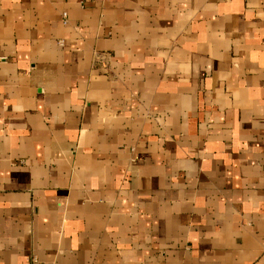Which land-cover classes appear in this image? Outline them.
I'll return each mask as SVG.
<instances>
[{"label":"crops","instance_id":"0c3cea01","mask_svg":"<svg viewBox=\"0 0 264 264\" xmlns=\"http://www.w3.org/2000/svg\"><path fill=\"white\" fill-rule=\"evenodd\" d=\"M0 264H264V0H0Z\"/></svg>","mask_w":264,"mask_h":264},{"label":"built area","instance_id":"2783aa9c","mask_svg":"<svg viewBox=\"0 0 264 264\" xmlns=\"http://www.w3.org/2000/svg\"><path fill=\"white\" fill-rule=\"evenodd\" d=\"M64 18H65V15H64ZM63 43L62 42H60V45H62Z\"/></svg>","mask_w":264,"mask_h":264}]
</instances>
